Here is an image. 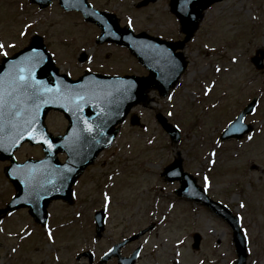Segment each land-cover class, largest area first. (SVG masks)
<instances>
[{"label": "rangeland", "instance_id": "374dc122", "mask_svg": "<svg viewBox=\"0 0 264 264\" xmlns=\"http://www.w3.org/2000/svg\"><path fill=\"white\" fill-rule=\"evenodd\" d=\"M95 1L111 11L125 8L121 25L129 24L136 33L181 39L169 0L140 11L134 7L141 0ZM64 14L58 5L40 11L28 0H0V43L5 45L0 61L4 51L12 56L39 34L50 45L61 73L73 79L87 70L146 75L127 50L97 48L100 32L95 26H84L80 15ZM257 50L264 51V0H226L211 8L185 49L190 65L176 89L168 98L152 92L147 106L132 112V120L144 127L129 121L122 126L115 144L75 185L74 205L51 204L54 235L44 234L26 210L0 224V264H89L85 258L76 260L88 251L99 264L112 245L151 224L155 225L151 234L123 250L129 255L143 246L138 264H234L231 228L199 205L181 202L175 196L179 184H168L161 177L178 151L185 171L241 217L249 242L247 264H264V70L258 72L250 60ZM83 55L87 61L81 64ZM254 98L257 109L245 121L254 132L240 141L222 142L223 130ZM157 113L181 130L178 147L158 125ZM67 125L57 113L47 119L54 135L64 134ZM16 156L24 162L42 158L43 153L26 146ZM8 165L0 163L1 208L15 194L2 172ZM102 209L108 211L109 220L98 240L94 214ZM195 233L203 237L200 252L192 250Z\"/></svg>", "mask_w": 264, "mask_h": 264}, {"label": "water", "instance_id": "95a60500", "mask_svg": "<svg viewBox=\"0 0 264 264\" xmlns=\"http://www.w3.org/2000/svg\"><path fill=\"white\" fill-rule=\"evenodd\" d=\"M53 1L31 0L42 9ZM157 1L145 0L138 7ZM220 1L223 0H171L172 12L180 19L186 34L183 42L171 43L150 38L145 33L135 36L131 29H121L116 16L93 10L87 0H60L66 11L82 12L87 21L101 28L99 42L111 41L128 47L150 75L142 78L88 75L73 82L68 76L59 74L39 36L33 38L29 47L11 59H5L0 65V160L12 161V167L6 170V174L18 191L6 211L29 207L32 216L39 223L46 224L48 203L53 199H69L75 179L94 163L102 151L112 146L119 133L116 127L125 122L130 110L147 103V92L151 88L167 96L178 84L187 62L177 51L184 49L192 39L204 12ZM263 60L264 54L253 59L258 69L264 67ZM255 105L254 100L230 124L222 140L241 139L252 131V127L243 121L253 112ZM52 110L63 113L70 121L65 136L54 137L49 133L45 120ZM158 121L172 142L178 144L181 132L162 115L158 116ZM45 141H50L51 146ZM25 143L41 145L46 158L17 164L14 153ZM58 152L69 156L66 164H61ZM163 176L168 182H180L181 187L176 191L180 197L205 205L228 222L234 231L239 255L236 264H246L247 242L238 218L207 196L197 179L184 171L182 159L168 166ZM6 211H0V216ZM103 220V213L97 214L99 232L103 230ZM200 241L201 236L196 235L195 249H199ZM120 247L111 254L119 255ZM136 257L137 253L131 259L121 260L120 264H135Z\"/></svg>", "mask_w": 264, "mask_h": 264}, {"label": "snow or ice", "instance_id": "6c2138e0", "mask_svg": "<svg viewBox=\"0 0 264 264\" xmlns=\"http://www.w3.org/2000/svg\"><path fill=\"white\" fill-rule=\"evenodd\" d=\"M5 48V45L4 44H2V43H0V50H2V49H4ZM3 55L4 56H7L8 55V53H7V51H4L3 52ZM220 69H217V71H219ZM21 79H23V77H21ZM249 139H252V137L250 136L249 137ZM46 143H48L49 144V146H51V142L50 141H45ZM213 155H215V153H213ZM205 179H207V178H205ZM241 207H244V205L243 204H241ZM51 231H49V236L51 237Z\"/></svg>", "mask_w": 264, "mask_h": 264}]
</instances>
